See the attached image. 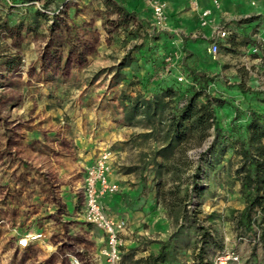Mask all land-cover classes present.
<instances>
[{"label": "rangeland", "instance_id": "1", "mask_svg": "<svg viewBox=\"0 0 264 264\" xmlns=\"http://www.w3.org/2000/svg\"><path fill=\"white\" fill-rule=\"evenodd\" d=\"M113 1L134 18L119 25L122 22L104 0H49L41 15L37 13L40 0H0V55L13 60L18 69L9 76L12 81L22 84L25 80L32 90L30 94L19 87L1 90L20 106L11 118L0 106V135L4 138L0 145L11 148L13 142L19 143L24 130L32 126V116L46 112L54 115L55 123L60 116L71 123L82 119L83 130L95 132L97 156L103 151L111 153L110 175L119 188L103 199L104 211L127 225L118 264H136L155 252L158 242L176 233L174 264H193L197 226L206 228L216 241L204 256L207 264H212L218 250H235L241 264H264L257 225L253 224L250 233L234 226V216L244 207L233 176L237 158L229 163L223 159L204 171L213 130L201 141L197 134L182 144L184 153L171 150L168 157L172 159L166 160L156 154L165 146L163 126L151 132L140 123L124 124L118 99L121 90L132 96L136 91L145 95L157 83L177 81L178 75L188 80L186 74L191 70L209 79L207 93L221 101L220 106L213 104L219 128L226 130L232 121L239 123L251 112L264 113V41H257L258 37L264 40V12L254 10L223 19L218 26L229 30L231 38L219 39V52L212 56L208 53L210 38H203L185 5L171 2V8L182 10L170 11L167 28L159 30L153 26L145 0ZM131 81L134 85L127 86ZM37 89H41L40 97ZM35 99H51L55 107L42 104L28 109ZM95 102L102 106L94 110L81 106ZM177 105L173 100L170 107ZM108 118L112 124H107ZM176 159L183 182L159 173L158 163L166 165ZM177 186L182 200L174 207L172 199L166 204L162 197ZM77 195L81 199V188ZM114 195L119 196L121 209L108 205L107 198ZM74 223L64 225L61 240L48 246L37 242L19 249L17 233L14 241L0 240V264H108L101 255L106 245L103 233L86 223L81 212Z\"/></svg>", "mask_w": 264, "mask_h": 264}, {"label": "crops", "instance_id": "2", "mask_svg": "<svg viewBox=\"0 0 264 264\" xmlns=\"http://www.w3.org/2000/svg\"><path fill=\"white\" fill-rule=\"evenodd\" d=\"M161 1L167 5V24L170 11L182 10L171 8L169 4L173 1L183 4L191 16L189 19L203 32V38H211L213 26H218L223 19L254 10L258 14L264 12V0H221L218 8L212 5L211 0H198L197 10L189 7L188 0ZM202 9L211 11L210 25L206 27H201L198 19ZM17 70L13 60L0 55V92L16 87L24 93L32 92L25 85V80L22 84L14 83L9 77ZM34 91L41 96V89ZM102 102L105 106L108 104V101ZM52 103L51 99H35L28 103V109L40 108L42 104L55 107ZM85 105L93 110L102 106L98 102L81 106ZM0 106L7 109L11 118L14 109L20 105L0 93ZM53 116L47 112L39 113L38 117L34 114L32 126L24 130L19 143L13 142L11 148L3 143L0 145V240L14 241L16 233L42 234L40 239L31 241L29 245L32 247L37 242L46 246L54 244V240H61L64 225L73 226L82 211L86 169L94 163L99 151L95 132L83 130L80 126L82 119L76 118L71 123L68 119L63 121L60 116L57 117L59 122L55 123ZM108 119L107 124H112ZM1 135L0 138L4 139ZM110 181L116 183V178L110 175ZM79 188L81 199L77 195ZM107 199L109 206L114 204V208L121 209L119 196Z\"/></svg>", "mask_w": 264, "mask_h": 264}, {"label": "trees", "instance_id": "3", "mask_svg": "<svg viewBox=\"0 0 264 264\" xmlns=\"http://www.w3.org/2000/svg\"><path fill=\"white\" fill-rule=\"evenodd\" d=\"M31 1L33 0H23V2ZM40 1L42 5L37 13L41 15V12L46 10L49 0ZM104 1L111 13L117 15L118 21L122 22L119 25L127 22L129 18H134V15L125 11L113 0ZM226 31L228 32L226 39H230L231 33L229 30ZM220 47L221 42L218 41V52ZM186 76L189 79L183 87L177 81L169 84L161 82L145 95L136 91L133 96L121 90L118 96L122 108L121 120L129 126L140 123L151 132L162 125L165 131L163 134L165 146L156 154L164 156L166 160L172 159L168 157L171 150L184 153L182 144L197 137V134L201 141L206 137L208 130L212 129L213 143L207 150L209 159L204 163V171L209 165L220 164L223 159L229 163L233 157L237 158L233 176L239 184L244 207L234 216V226L244 233H250L253 224H256L259 229V239L264 245V113L251 112L241 122L232 121L228 129L223 130L218 127L213 112V104L220 106L221 101L213 99L207 93L209 79L191 70ZM132 85H134L132 81L127 83V86ZM173 100L178 105L172 108L170 106ZM201 156L203 158L204 154ZM178 163L177 159L166 165L158 163L159 173L170 174L173 181L183 182L178 174ZM196 169L200 171L198 165ZM179 192L180 187L177 186L175 190H169L163 195L162 199L166 204H170L172 199L174 201L172 206L178 207V202L182 200ZM175 212L180 213V211ZM194 230L197 240L192 242L193 247L196 246L193 264H207L204 256L215 246V238L204 227L197 226ZM25 235L27 234L18 235L16 241ZM178 241L179 234L176 233L172 238L158 242L157 250L139 258L136 264H174L178 254Z\"/></svg>", "mask_w": 264, "mask_h": 264}, {"label": "built area", "instance_id": "4", "mask_svg": "<svg viewBox=\"0 0 264 264\" xmlns=\"http://www.w3.org/2000/svg\"><path fill=\"white\" fill-rule=\"evenodd\" d=\"M149 6L154 23L153 26L159 30L167 28V5L161 0H145ZM221 0H211L212 5L219 7ZM189 7L192 10L198 9V0H188ZM254 4V1H252ZM211 11L209 9H202L199 12L198 19L201 27L210 25L209 16ZM213 36L210 38L208 46V53L215 56L218 53V40L227 37L228 32L219 26H213ZM258 43L264 40L260 37L257 39ZM253 48V51H256ZM167 62L171 58H166ZM178 82L187 83V78L183 75L176 77ZM110 152L103 151L100 153L94 163L86 169V174L83 183V206L82 217L84 221L103 233L106 241L105 248L101 251L108 264H118L120 262V253L123 246V236L127 234V225L123 219L110 218L104 211L102 201L111 194L118 191V185L110 181ZM42 234H27L16 241L19 248L25 249L29 246L31 241L40 239ZM256 239L259 240L257 234ZM76 262V261H75ZM212 264H241L240 256L235 250H218L215 252Z\"/></svg>", "mask_w": 264, "mask_h": 264}, {"label": "bare ground", "instance_id": "5", "mask_svg": "<svg viewBox=\"0 0 264 264\" xmlns=\"http://www.w3.org/2000/svg\"><path fill=\"white\" fill-rule=\"evenodd\" d=\"M45 247V246H44Z\"/></svg>", "mask_w": 264, "mask_h": 264}]
</instances>
